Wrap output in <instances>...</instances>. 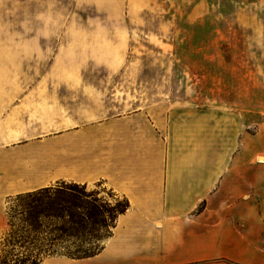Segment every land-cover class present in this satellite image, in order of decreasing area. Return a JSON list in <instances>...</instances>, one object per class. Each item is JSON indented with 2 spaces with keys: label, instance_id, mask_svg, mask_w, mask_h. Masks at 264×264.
<instances>
[{
  "label": "crops",
  "instance_id": "1",
  "mask_svg": "<svg viewBox=\"0 0 264 264\" xmlns=\"http://www.w3.org/2000/svg\"><path fill=\"white\" fill-rule=\"evenodd\" d=\"M185 24L207 30L196 72L264 76V2L0 0V205L58 182L129 202L99 253L42 264H264L263 98L121 104L89 79L173 74Z\"/></svg>",
  "mask_w": 264,
  "mask_h": 264
},
{
  "label": "rangeland",
  "instance_id": "2",
  "mask_svg": "<svg viewBox=\"0 0 264 264\" xmlns=\"http://www.w3.org/2000/svg\"><path fill=\"white\" fill-rule=\"evenodd\" d=\"M189 1V0H185ZM234 1V0H233ZM247 3H261L264 0H244ZM187 10H185L186 17ZM237 28H232V30ZM183 43L177 44V52L174 49L173 74H144V75H116V76H89V79L94 82L107 83L108 86H115L114 93L121 100L123 98H131L136 100L144 99L152 100V102L162 101L170 105H206L221 106L228 108H238L239 105H255L256 98H263L264 100V76L261 75H243V74H209L196 72L199 69L198 62L202 61L201 56L207 54L208 43L207 30L193 28L191 25L185 24L182 29ZM219 34V33H218ZM217 34V35H218ZM235 38L231 39L230 52L231 57H239L243 53L250 50L246 49L244 40L238 33L232 34ZM245 37V36H244ZM216 51L221 44L216 43ZM227 46V45H226ZM215 50V49H214ZM214 50H212L214 52ZM212 52V53H213ZM175 54H177L175 58ZM200 56V57H199ZM240 60L232 59L230 63H239ZM207 62V61H205ZM201 65V64H200ZM132 105H122L120 111L131 109ZM51 187H61L71 192V194L79 197L82 202H89L88 207H92L94 200H97L98 206L104 210L105 222L104 224L96 226L95 228L101 234V238L97 241H92L93 247L100 249L105 245L109 237L112 235L113 229L117 223L114 220L118 211L125 205L128 200L119 196L115 190L104 184H90L88 186L58 182ZM39 190V189H37ZM34 190V191H37ZM33 192V191H30ZM29 192L10 196L3 200L0 205V264H21L25 256L32 259L36 256L41 241H34L35 232L29 224L25 221L26 216L23 215L24 210L28 208L31 201L36 196H29ZM83 194V199L80 196ZM43 195H46L43 193ZM42 195V196H43ZM55 203L59 202L57 192L51 191ZM40 196V195H39ZM69 201L72 199H68ZM129 204V202H128ZM70 206V204H68ZM118 206V209H116ZM68 207V206H67ZM111 208H115L114 213L109 212ZM68 218V217H67ZM67 220V219H66ZM115 221V222H114ZM60 220L55 222V225L50 229L59 228ZM68 228L71 226H67ZM90 229V225L88 226ZM57 231L55 234H59ZM25 236L26 239H25ZM45 236V235H44ZM75 239L70 238L68 245L71 246V251H75L78 242L74 243ZM62 240L55 241V248L59 252H65L62 246H65ZM83 246L90 247V242L83 243ZM47 254L41 253L39 258L43 261L50 257ZM67 257V256H66ZM26 262L31 264L32 260ZM43 263V262H42ZM211 264H224L221 260H214Z\"/></svg>",
  "mask_w": 264,
  "mask_h": 264
},
{
  "label": "trees",
  "instance_id": "3",
  "mask_svg": "<svg viewBox=\"0 0 264 264\" xmlns=\"http://www.w3.org/2000/svg\"><path fill=\"white\" fill-rule=\"evenodd\" d=\"M51 191L57 192L59 199L57 205L51 195ZM43 193L46 195H43ZM28 194L38 198L31 201L28 208L24 210L23 215L27 217L25 221L30 222L29 224L33 228L32 231L36 233L32 243L41 241L35 258L34 256H32V259L30 258L32 260L31 264H42L43 258H39L41 253L47 254L46 256L63 255L77 259L94 256L103 249V247L100 249L98 247L94 248L92 244V241L95 242L102 237L95 227L105 222L104 210L101 206H98L97 200L93 201L92 207H88L89 202H82L79 197L71 194L69 189L66 190L61 187L41 188ZM80 196L83 199V194ZM68 199L72 200L69 201ZM128 206V202L125 201V205L118 211L115 221L119 214L127 210ZM116 209H118V206H116ZM111 211L113 214L115 208H111L109 212L111 213ZM57 220H60V227L50 229ZM89 225L90 229H88ZM67 226L71 227L68 228ZM57 231L60 232L58 235L55 234ZM70 238L75 239L74 243H80L76 246L75 251H71V246L68 245ZM60 239L63 243H66L65 246H62L65 252H59L58 249H54L55 241ZM87 242H90V247L82 245ZM30 259L25 256L21 264H26Z\"/></svg>",
  "mask_w": 264,
  "mask_h": 264
}]
</instances>
